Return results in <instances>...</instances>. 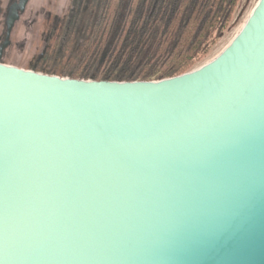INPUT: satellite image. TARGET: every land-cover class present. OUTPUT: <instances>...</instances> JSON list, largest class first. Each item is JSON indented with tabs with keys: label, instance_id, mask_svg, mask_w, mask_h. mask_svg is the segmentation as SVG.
I'll return each mask as SVG.
<instances>
[{
	"label": "water",
	"instance_id": "water-1",
	"mask_svg": "<svg viewBox=\"0 0 264 264\" xmlns=\"http://www.w3.org/2000/svg\"><path fill=\"white\" fill-rule=\"evenodd\" d=\"M0 264H264V0L169 79L0 62Z\"/></svg>",
	"mask_w": 264,
	"mask_h": 264
},
{
	"label": "trees",
	"instance_id": "trees-1",
	"mask_svg": "<svg viewBox=\"0 0 264 264\" xmlns=\"http://www.w3.org/2000/svg\"><path fill=\"white\" fill-rule=\"evenodd\" d=\"M239 1L119 0L108 4V67L72 78L88 80L93 75L96 81L150 82L185 74L217 45L231 26Z\"/></svg>",
	"mask_w": 264,
	"mask_h": 264
},
{
	"label": "flooded vegetation",
	"instance_id": "flooded-vegetation-1",
	"mask_svg": "<svg viewBox=\"0 0 264 264\" xmlns=\"http://www.w3.org/2000/svg\"><path fill=\"white\" fill-rule=\"evenodd\" d=\"M117 1L0 0V62L15 64L17 55L24 56V69L69 78L103 71L108 67L105 12Z\"/></svg>",
	"mask_w": 264,
	"mask_h": 264
},
{
	"label": "rangeland",
	"instance_id": "rangeland-1",
	"mask_svg": "<svg viewBox=\"0 0 264 264\" xmlns=\"http://www.w3.org/2000/svg\"><path fill=\"white\" fill-rule=\"evenodd\" d=\"M259 0H240L238 7L236 9L233 22L231 26L223 33L221 39L217 43V45L214 47V49L211 51V53L203 59L201 62H199L193 69L199 68L200 66L204 65L205 63L211 61L214 59L217 55H219L235 38V36L239 33V31L242 29L243 25L249 18L250 14L252 13L253 9L257 5ZM40 49H36V53H39ZM17 55V61L18 63L10 64L15 65L19 68H24L25 63L27 62L26 59H24V56ZM67 59V58H65ZM65 63V61H63ZM9 64V63H7ZM28 69V68H25ZM192 69V70H193ZM191 71V70H190ZM189 72V71H188Z\"/></svg>",
	"mask_w": 264,
	"mask_h": 264
}]
</instances>
